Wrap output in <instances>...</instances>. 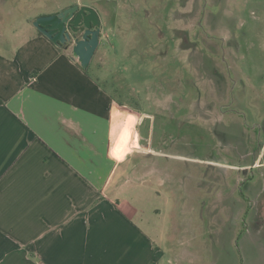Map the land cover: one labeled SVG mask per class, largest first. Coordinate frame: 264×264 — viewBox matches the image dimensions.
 <instances>
[{"label":"rangeland","instance_id":"1","mask_svg":"<svg viewBox=\"0 0 264 264\" xmlns=\"http://www.w3.org/2000/svg\"><path fill=\"white\" fill-rule=\"evenodd\" d=\"M66 1L4 0L0 42ZM93 1L100 72L144 111L141 145L162 153L144 185L129 180L146 196L119 208L141 212L160 264H264V0Z\"/></svg>","mask_w":264,"mask_h":264},{"label":"crops","instance_id":"2","mask_svg":"<svg viewBox=\"0 0 264 264\" xmlns=\"http://www.w3.org/2000/svg\"><path fill=\"white\" fill-rule=\"evenodd\" d=\"M76 4L96 11L103 36L105 8H64ZM9 36L0 42V264H160L141 212L125 213L117 197L144 198L129 180L144 185L147 157L162 153L141 145L144 111L100 72L104 46L85 73L27 22Z\"/></svg>","mask_w":264,"mask_h":264},{"label":"water","instance_id":"3","mask_svg":"<svg viewBox=\"0 0 264 264\" xmlns=\"http://www.w3.org/2000/svg\"><path fill=\"white\" fill-rule=\"evenodd\" d=\"M33 27L54 46L69 51L82 69L88 67L101 40L98 14L91 7L77 4L37 17Z\"/></svg>","mask_w":264,"mask_h":264},{"label":"trees","instance_id":"4","mask_svg":"<svg viewBox=\"0 0 264 264\" xmlns=\"http://www.w3.org/2000/svg\"><path fill=\"white\" fill-rule=\"evenodd\" d=\"M38 35H40L41 36V34L40 33H38ZM85 73H87V70L86 69H82Z\"/></svg>","mask_w":264,"mask_h":264}]
</instances>
